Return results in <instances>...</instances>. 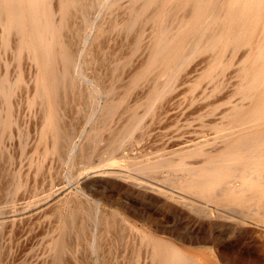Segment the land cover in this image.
Listing matches in <instances>:
<instances>
[{
	"label": "rangeland",
	"instance_id": "obj_1",
	"mask_svg": "<svg viewBox=\"0 0 264 264\" xmlns=\"http://www.w3.org/2000/svg\"><path fill=\"white\" fill-rule=\"evenodd\" d=\"M57 1L53 0L55 7L51 5L52 0L43 3L45 13L50 16V21L43 19V26L52 25L50 33L45 35L43 47L34 45L36 40L29 38L25 17L18 26L11 25L7 41L3 39L0 22V219L3 220L0 222V264H171L175 262L169 257L171 253H176L179 259L186 256L185 264L264 262V203L255 197V189L234 193L240 184L238 181L232 184L228 179L216 181L214 171L204 170L218 163L222 155H236L234 163L240 165L242 158L237 156V151L225 146L264 128V122L257 124V119L250 117L258 104L259 89L255 88L249 94L248 102L243 87L252 83V78L242 81L244 73L238 69L241 61L254 63L256 45L261 40L257 25L229 29L239 38L241 47L214 51L215 56L213 51H197L190 57L187 53L176 70L157 67L149 72L148 66L157 47L154 43L158 42L163 28H167L165 23L170 27L169 31L178 28L175 19L161 21L164 18L162 7L167 0H158L159 3L154 0L150 5L146 0H77V5L76 0ZM223 1L217 0L214 12H219ZM136 3L141 4L140 11L136 10L138 7L134 8ZM86 4L92 17L86 16L88 20L82 19ZM78 6L84 11L81 12ZM70 8L74 11L73 20L68 16ZM133 11L137 17V14L133 16ZM219 13L217 20L220 22L223 21L222 8ZM95 17H99L100 23ZM141 18H145V22ZM79 19L83 26L78 28ZM97 22L104 24L99 27ZM146 28L153 32L149 34ZM180 29L178 44L186 40L191 30ZM77 31L84 35L82 39L75 36ZM134 33L136 38L131 37ZM63 38L72 44L70 51L73 45L76 48L73 46L70 52ZM87 38L90 41L86 42ZM29 39L31 42L26 44ZM145 40L149 41L146 43ZM141 48L143 52H140ZM94 49L95 52L98 49L96 54H93ZM240 49L244 55L239 54ZM203 54L208 57H202ZM204 61L209 63L208 66ZM120 62L123 64L119 65ZM232 67L235 77L231 70L227 71ZM69 72H73L72 75ZM230 75L232 77H228ZM68 78L72 80L66 81ZM114 79L117 80L113 84ZM184 79L187 82H183ZM262 84L263 81H259L257 87ZM65 90L69 91L70 100ZM73 94H78L76 101ZM36 99L38 104L34 105ZM62 99L64 106H60ZM40 106L46 107L45 110ZM133 119L138 122L141 119L142 123L132 126ZM221 134H225L224 137ZM199 146L205 147L204 150ZM96 171L99 173L95 176ZM189 181L196 185L211 181L218 196L215 191L200 190L199 186L189 187ZM60 187L64 190L57 196L55 191ZM165 251L167 258L164 256L163 260L161 256ZM161 258L163 261L160 262Z\"/></svg>",
	"mask_w": 264,
	"mask_h": 264
},
{
	"label": "bare ground",
	"instance_id": "obj_2",
	"mask_svg": "<svg viewBox=\"0 0 264 264\" xmlns=\"http://www.w3.org/2000/svg\"><path fill=\"white\" fill-rule=\"evenodd\" d=\"M57 1V0H56ZM69 1V0H68ZM89 1V0H88ZM105 0H103V2H104ZM109 1V0H108ZM111 1V0H110ZM112 1H114V0H112ZM140 1H143V0H140ZM139 1V2H140ZM154 0H146V2H147V5H150L152 2H153ZM221 1V0H220ZM46 2H48V0H0V22L3 24V39L5 40V41H7V39H8V36H9V34H10V32H11V25H16V26H18L19 25V23H20V21L25 17V19H26V21H27V24H29V30H30V33H29V38H32V39H34V40H36V43H34V45H39L40 47H43V46H45L46 45V42H45V35H47V34H49L50 33V30H51V28H52V25L51 26H46V25H44L43 26V19L44 18H47V20H48V18L50 17L49 16V13H45V11H44V4L43 3H46ZM58 2V1H57ZM78 2H79V0H78ZM77 0H76V5H77ZM82 2V1H81ZM99 2H101L100 0H99ZM115 2H117V0L115 1ZM114 2V4L116 5V3ZM145 2V3H146ZM157 2H158V0H157ZM160 2V1H159ZM158 2V3H159ZM59 3V2H58ZM73 3V2H72ZM75 3V2H74ZM85 3H88V2H86L85 1ZM112 3V2H111ZM154 3H156V1L154 2ZM154 3L152 4V7H153V5H154ZM158 3H156V5L158 4ZM48 4V3H47ZM55 5V3H53V0H52V3H51V5ZM97 4H98V1H97ZM113 4V3H112ZM137 4V3H136ZM135 4V5H136ZM140 4V3H139ZM139 4H137L134 8H136V7H138V9H136V10H139L140 11V8H139V6L141 7V4L139 5ZM219 4V3H218ZM52 5V6H53ZM79 5H81V4H79ZM101 5H103L104 6V4L102 3ZM100 5V7H101V9L103 8L102 6ZM113 6L114 8L115 7H117V6ZM220 5H222L221 6V8H222V10L224 11V17H223V14H222V19H223V21H224V23L222 24V23H220V22H223V21H218L217 20V14L220 12V9H219V12L218 13H216V12H214V10H215V8L217 9V0H167V2L166 3H164L163 4V7H162V16L164 17V18H162V22H164L163 20L165 19L166 21L168 20H174L175 22H177V26H178V28H176L177 30H174V32H172V31H169L170 30V27L167 25V23H165L166 25L165 26H167V28L166 27H164L163 25V32H162V34H161V36L159 37V40H158V42H156V43H154V45L156 44L157 45V47H156V49H155V51H154V53L152 54V59H151V62L149 63V66H148V70L147 71H152V70H154V69H156L157 67L158 68H166V69H169V68H171L172 67V69H177V68H179L180 67V65H181V63H182V59H183V57L187 54V53H189V54H187L188 55V57H190L189 55H191V54H193L194 52H197V51H200L201 53H207V51H209V53H210V51L212 52L213 51V55L215 56V53H214V51H218V50H220V49H226L227 47L229 48V47H232L231 48V50H233V48H236L237 46H240V42H239V38L234 34V32H232V31H230L229 32V29H234L235 28V26H242L243 28H245V27H248V26H250V25H252V24H254V26L255 25H257V28L258 29H260V33H261V40H260V42H258V44L256 45V58L253 60L254 61V63H247L246 62V60L245 61H241V66H239L238 65V67H240V68H238L239 69V72H243L244 74H243V80L242 81H244V82H246L245 80L247 79V77H251L252 78V80H251V82L252 83H250V84H244V87H243V90L244 91H246V98H247V101H248V96H249V94L251 93L252 94V92L255 90V88H256V90L257 89H259V92H258V97L256 98V102L258 103L256 106H255V108H253L252 109V111L250 112V117H254V118H256L257 119V124H261L262 122H264V0H224L222 3H220ZM84 6H87V4L86 5H84ZM88 6H89V3H88ZM87 6V9H85L86 10V12L83 14V15H85V17L83 18L82 16V19H87L88 20V17L86 18V16H90V12H87V10L89 9V7ZM92 6V5H91ZM98 6H99V4H98ZM109 6H111V4H109ZM130 6V5H129ZM53 7H55V6H53ZM62 7V6H61ZM112 7V9H114ZM150 8H151V6H149ZM157 7V6H156ZM78 8H80V11L81 10H83V8L81 9V6L79 7L78 6ZM85 8V7H84ZM92 8V7H91ZM105 8V7H104ZM111 8V7H110ZM154 8V7H153ZM152 8V10H154ZM53 9V8H52ZM56 9V8H55ZM54 9V10H55ZM71 9L72 8H70V11H71ZM53 10V11H54ZM57 10V9H56ZM63 10H65V12H66V7L64 8L63 7ZM97 10V9H96ZM104 10V9H103ZM103 10H99V11H102V13H103ZM106 10V9H105ZM104 10V11H105ZM125 10V9H124ZM129 10V9H128ZM127 10V11H128ZM136 10H134L135 12H137ZM149 10V9H148ZM84 11V10H83ZM114 11V10H113ZM113 11H111V13H113ZM134 11H133V13H134ZM147 11V10H146ZM73 12L74 11H71V14L69 13V15H68V12H67V15L72 19V14H73ZM77 12V11H76ZM82 12V11H81ZM93 12H94V10H93ZM149 12V11H148ZM152 11H151V9H150V13H151ZM54 13H55V11H54ZM80 13V12H79ZM79 13H77L78 15V17L80 16V14ZM95 13H96V11H95ZM101 13V12H100ZM128 13V12H127ZM137 13H139V12H137ZM136 13V14H137ZM216 13V14H215ZM87 14V15H86ZM89 14V15H88ZM118 14V13H117ZM126 14V13H125ZM135 13H134V17H135V15H136ZM181 14V15H180ZM220 14V13H219ZM82 15V14H81ZM109 14H107L106 15V17L108 16ZM114 15V14H113ZM112 15V16H113ZM145 15V14H144ZM180 15V16H179ZM48 16V17H47ZM57 16V15H56ZM105 16V15H104ZM103 16V17H104ZM138 16V14L136 15V17ZM146 16H149L148 14H146ZM3 17H5L6 18V20H5V18H3ZM97 17V16H96ZM95 17V18H96ZM100 18H102V16H99ZM98 17V18H99ZM133 17V18H134ZM145 17V16H144ZM74 18V17H73ZM90 18H92L91 16H90ZM90 18H89V20H90ZM98 18H96L97 19V21L99 20ZM105 18V17H104ZM109 18V17H108ZM119 18V17H118ZM124 18V17H123ZM140 18V17H139ZM146 18V17H145ZM145 18H141V19H143L144 20V22H145ZM148 18V17H147ZM156 18H157V16H156ZM55 19H56V17H55ZM66 19H68V17L66 18ZM81 19V18H80ZM80 19L78 20L79 21V23L81 24V25H79V23H78V25H77V27L78 26H83L82 25V23L81 22H83L82 20H81V22H80ZM94 19V18H93ZM140 19V22H141V24L143 23V20H141ZM155 19V18H154ZM154 19H152L153 21H155ZM220 19V18H219ZM261 19H262V21H261ZM70 20V19H69ZM73 20V19H72ZM71 20V21H72ZM131 20H132V14H131ZM131 20H129V22L131 21ZM221 20V19H220ZM48 21H50V20H48ZM47 21V22H48ZM71 21H68V22H70L71 23ZM85 21V20H84ZM94 21H95V19H94ZM103 21V20H102ZM107 21V20H106ZM113 21V20H112ZM116 21V20H115ZM120 21H122V20H120ZM128 21V20H127ZM133 21H134V19H133ZM133 21H131V23L133 24ZM153 21L151 22V24L153 23ZM260 21L262 22L261 24H260ZM56 22V21H55ZM99 22V21H98ZM97 22V24L99 25V27H100V25L101 24H104V23H101V24H99ZM104 22V21H103ZM108 22V21H107ZM119 22V21H118ZM174 22V23H175ZM77 23V22H76ZM85 23V22H84ZM96 22H94V24H95ZM127 23V22H126ZM125 23V25H127ZM131 23H128L129 25L131 24ZM171 23V22H170ZM86 24V23H85ZM84 24V26L85 27H88V26H86V25H88V21H87V24L85 25ZM137 24H139V21L137 22ZM140 24V25H141ZM151 24L149 25V26H151ZM162 24V23H161ZM160 24V25H161ZM222 24V25H221ZM67 25H68V23H67ZM69 25H71V24H69ZM90 25V24H89ZM92 25V24H91ZM124 25V24H123ZM140 25H136V26H140ZM154 25H155V23H154ZM153 25V26H154ZM224 25H226V27H224ZM260 25V26H259ZM96 26V25H95ZM102 26V25H101ZM115 26V25H114ZM142 26V25H141ZM140 26V27H141ZM148 26V28H150ZM161 26V27H162ZM173 26V25H172ZM176 26V27H177ZM64 27V26H63ZM70 26H68V28H69ZM92 27V26H91ZM99 27H98V29H99ZM119 27L120 26H118L116 29L118 30L119 29ZM130 27H132V25L130 26ZM139 27V28H140ZM155 27V26H154ZM153 27V30L156 28H154ZM71 28V27H70ZM79 28V27H78ZM126 28V27H125ZM136 28V27H135ZM134 28V29H135ZM180 28H184V29H189V28H191V30H190V33L188 34V37L186 38V40L184 41V42H181V43H179L178 44V42H177V40H179L180 39V37H178V36H181L180 35V33H179V30H181ZM251 28V27H250ZM11 29V30H10ZM72 29V28H71ZM74 29V28H73ZM80 29H81V27H80ZM84 29V28H83ZM133 29V30H134ZM147 29V28H146ZM240 29H241V27H240ZM64 30H65V28H64ZM79 30V29H78ZM94 30H95V28H94ZM102 30V27H101V29L99 30V31H101ZM116 30V31H117ZM130 30V29H129ZM139 30V29H138ZM246 30V29H245ZM250 30V29H249ZM66 31V30H65ZM65 31H64V33H65ZM74 31H75V29H74ZM80 31V30H79ZM79 31H77V33L79 32ZM85 31V30H84ZM124 31V30H123ZM127 31V30H126ZM136 31V30H135ZM147 32H149V34L151 33V31L152 30H150V31H148V29L146 30ZM185 31V30H184ZM133 32V31H132ZM131 32V33H132ZM137 32V31H136ZM135 32V33H136ZM153 32V31H152ZM73 32L71 31V34H72ZM77 33H76V35L75 36H77V37H81V39H82V36H84V35H80L81 33L79 32L78 34H79V36L77 35ZM86 33V32H85ZM116 33V32H115ZM125 33V32H124ZM134 33V34H135ZM251 33V32H250ZM73 34H75V33H73ZM83 34V33H82ZM89 34V33H88ZM88 34H86V36L88 35ZM128 34V33H127ZM134 34H132V35H134ZM136 34H138V33H136ZM136 34L134 35V36H131V37H133V38H136ZM148 34V35H149ZM62 35H63V33H62ZM65 35H66V33H65ZM65 35H63V36H65ZM69 35V34H68ZM121 35V34H120ZM145 35V34H144ZM147 35V36H148ZM14 36H15V34H14ZM74 36V35H73ZM74 36V37H75ZM122 36V35H121ZM129 36V37H130ZM66 37H67V35H66ZM73 37V38H74ZM92 37V36H91ZM98 37V36H97ZM128 37V39L130 40L131 38H129ZM14 38H16V37H14ZM49 38V37H48ZM65 38V37H64ZM63 38V39H64ZM144 38V37H143ZM2 39V38H1ZM32 39H29V40H27L26 41V44L27 43H29V42H31V40ZM68 40L70 39V38H67ZM77 39V38H76ZM92 39V38H91ZM147 39H149V37L147 38ZM146 39V40H147ZM151 40H154V39H152V38H150ZM149 39V40H150ZM78 41H79V38L77 39ZM89 39L87 38L86 39V42L88 41ZM133 40V39H132ZM131 40V41H132ZM145 40V41H146ZM148 40V41H149ZM64 41H65V39H64ZM78 41H76V42H78ZM83 41V40H82ZM90 41V40H89ZM141 41V40H140ZM148 41H146V43L148 42ZM183 41V40H182ZM81 41H79V43H80ZM75 42L73 41V44H74ZM78 43V44H79ZM89 43V42H88ZM127 43V42H126ZM145 43V42H144ZM6 44V43H5ZM10 44V43H9ZM77 43H75V45H76ZM77 44V45H78ZM84 44H85V42H84ZM83 44V45H84ZM99 44H101V43H99ZM136 44V43H135ZM152 44V43H151ZM32 45V44H31ZM64 45H65V47L70 51V45H72L71 43L69 44L68 43V41H65L64 42ZM80 45V44H79ZM82 45V46H83ZM86 45H87V43H86ZM89 45V44H88ZM96 45V44H95ZM147 45V44H146ZM145 45V47H148L149 48V46H146ZM248 45V44H247ZM33 46V45H32ZM74 46V45H73ZM72 46V47H73ZM85 46V45H84ZM90 46V45H89ZM94 46V45H93ZM101 46V45H100ZM99 45H98V47H100ZM112 46V45H111ZM243 46V45H242ZM72 47H71V51H72ZM75 47V46H74ZM96 47V46H95ZM132 47H133V45H132ZM241 47V46H240ZM244 47V46H243ZM247 47H249V46H247ZM247 47L245 48L246 49V51H247ZM76 48V47H75ZM94 48V47H93ZM101 49H102V47H100ZM136 48V47H135ZM138 48V47H137ZM89 49V48H88ZM143 49H145L144 47H143ZM79 49L77 48V50L75 51V49H73V52L75 51L76 53H77V51H78ZM92 50V49H91ZM107 50V49H106ZM125 50V49H124ZM130 50V49H129ZM141 50H142V48H141ZM196 50V51H195ZM5 51V50H4ZM70 51V52H71ZM86 51V50H85ZM85 51L83 52V55L85 54ZM98 51V49L96 50V52ZM99 51H100V49H99ZM145 51H146V49H145ZM189 51V52H188ZM226 51V50H225ZM246 51L244 50V52L246 53ZM88 52H89V50H88ZM94 52H95V49L93 50V54H94ZM96 52H95V54H96ZM106 52V51H105ZM119 52V51H118ZM140 52H143V50L142 51H140ZM148 52H150V51H148ZM229 52V51H228ZM240 52V53H239ZM239 52H237V53H239V54H241V49H240V51ZM75 53V54H76ZM80 53L81 52H79V55H80ZM87 53V52H86ZM107 53V52H106ZM109 53H110V51H109ZM108 53V54H109ZM121 53V52H120ZM146 53H147V51H146ZM218 53V52H217ZM216 53V54H217ZM74 54V56L76 57V55ZM88 54V53H87ZM101 54V53H100ZM111 55H112V52L110 53ZM119 54V53H118ZM118 54H115V55H118ZM211 54V55H212ZM238 54V56H240ZM60 55H62V54H60ZM88 55H90V54H88ZM195 55V54H194ZM208 54H203L202 55V57L203 56H205V57H208L207 56ZM228 55H230V54H228ZM237 55V54H236ZM235 55V56H236ZM241 55H244L243 53L241 54ZM72 56H73V54H72ZM85 56H86V54H85ZM96 56V55H95ZM119 56V55H118ZM146 56V55H145ZM145 56H143L144 58H145ZM192 56V55H191ZM197 56V55H196ZM233 56V55H232ZM237 56V57H238ZM89 57V56H88ZM100 57V56H99ZM137 57V56H136ZM186 57V56H185ZM222 57V56H221ZM224 57V56H223ZM228 57V56H227ZM241 57H243V56H241ZM57 58V57H56ZM69 58V57H68ZM104 58V57H103ZM109 58H110V55H109ZM194 58V56L192 57V59ZM209 58H210V56H209ZM229 58V57H228ZM240 58V57H239ZM246 58V57H245ZM58 59V58H57ZM64 59H65V57H64ZM85 59V58H84ZM89 59V58H88ZM87 59V60H88ZM226 59V58H225ZM242 59V58H241ZM61 60V59H60ZM101 60V59H100ZM211 60H213V57H212V59ZM222 60V59H221ZM220 60V61H221ZM236 60V59H235ZM71 61V60H70ZM114 61V60H113ZM145 61V60H144ZM144 61H142V62H144ZM205 61H207L208 62V60H205ZM204 61V63H206ZM229 61V60H228ZM33 62V61H32ZM52 62V61H51ZM69 62V61H68ZM71 62H74V61H71ZM122 62H124V61H122ZM122 62H120L121 64H119V65H122L123 63ZM126 62H128V60L126 61ZM188 62V61H187ZM199 62V61H198ZM197 62V63H198ZM203 62V61H202ZM209 62H210V60H209ZM212 62V61H211ZM213 62H214V60H213ZM223 62V61H222ZM235 62L236 61H234V63H232L233 65L232 66H234V64H235ZM113 63H115V62H113ZM112 63V64H113ZM132 63V62H131ZM195 63V62H194ZM204 63H202V64H204ZM228 63V62H227ZM243 63H247V65H245V64H243ZM80 64V63H79ZM86 64H87V62H86ZM112 64L110 65V66H112ZM124 64H126V63H124ZM130 64V63H129ZM141 64V63H140ZM143 64V63H142ZM207 64V66H208V64L209 63H206ZM211 64V63H210ZM58 65V64H57ZM61 65V64H60ZM96 65H97V63H96ZM127 65V64H126ZM220 65V64H219ZM71 66V65H70ZM87 66V65H86ZM201 66V65H200ZM217 66V65H216ZM221 66V65H220ZM89 67V66H88ZM100 67V66H99ZM117 67V66H116ZM115 67V68H116ZM121 67H123V66H121ZM125 67V66H124ZM186 67V66H185ZM188 67V66H187ZM187 67H186V69H187ZM201 67H203V66H201ZM201 67H200V69H201ZM205 67H206V65H205ZM210 67V66H209ZM222 67V66H221ZM230 67V66H229ZM250 67H252L251 68V71L249 70L248 71V69L250 68ZM77 68V67H76ZM113 68V67H112ZM138 68V67H137ZM182 68H184V67H182ZM234 67H232V68H227V71L228 70H231V74H233V69ZM83 69V68H82ZM88 69V68H87ZM118 69H119V66H118V68H117V72H118ZM131 69V68H130ZM198 69V68H197ZM197 69H196V72H197ZM206 69H210V68H206ZM233 69V70H232ZM236 69V68H235ZM72 70V69H71ZM74 70V69H73ZM72 70V71H73ZM110 70V69H109ZM134 70H135V68H134ZM139 70V69H138ZM137 70V71H138ZM158 70V69H157ZM157 70H156V72H157ZM181 70H183V69H180V71ZM185 70V69H184ZM218 70V69H217ZM216 70V72H218ZM121 71V70H120ZM123 71H124V69H123ZM137 71H134V73L135 72H137ZM160 71V70H159ZM190 71V70H189ZM188 71V72H189ZM204 71V70H203ZM215 71V70H214ZM222 71V70H221ZM235 71V70H234ZM153 72V71H152ZM166 72V71H165ZM165 72H164V74L163 75H165ZM171 72V71H170ZM215 72V73H216ZM248 72H250L249 74H247ZM72 73L73 72H69V74H71L72 75ZM119 73V72H118ZM133 73V72H132ZM132 73H131V75H132ZM133 73V74H134ZM148 73V72H147ZM173 73H175V72H173ZM198 73V75H200L199 73L200 72H197ZM214 73V72H213ZM116 74V73H115ZM143 74V73H142ZM168 74V73H167ZM184 74H185V71H184ZM221 74V73H220ZM228 74H230V73H228ZM130 75V76H131ZM146 75V74H145ZM145 75H143V76H145ZM173 75V74H172ZM175 75V74H174ZM182 75V74H181ZM197 75V74H196ZM215 75V74H214ZM218 74H216V76H217ZM226 75V74H225ZM235 74H233V77H235L234 76ZM67 76V75H66ZM123 76V75H122ZM121 76V77H122ZM130 76H129V78H130ZM211 76V75H210ZM57 77H59V76H57ZM72 77V76H71ZM96 77V76H95ZM154 77V76H153ZM156 77V76H155ZM186 76H184L183 78H185ZM187 77H190V76H188L187 75ZM186 77V78H187ZM194 77H196L195 75H194ZM194 77H192L193 78V80H195V78ZM198 77V76H197ZM196 77V78H197ZM200 77V76H199ZM198 77V78H199ZM225 77V76H224ZM228 77H232L231 75L230 76H228ZM97 78H98V76H97ZM146 78V77H145ZM144 78V79H145ZM149 78V77H148ZM178 78V77H177ZM179 78H181V77H179ZM215 79H216V77H214ZM225 78H227V77H225ZM224 78V79H225ZM24 79V78H23ZM150 79V78H149ZM170 78H168V80H169ZM176 79V78H175ZM209 79V78H208ZM214 79V80H215ZM58 80V79H57ZM60 80H61V78H60ZM70 80H72V78L70 79ZM69 80V78H68V80H66V81H70ZM117 79H114L113 80V84H114V81H116ZM129 80V79H128ZM152 80V79H151ZM191 79H189L188 81H190ZM210 80H211V77H210ZM219 80V79H218ZM233 80V79H232ZM122 81H123V79H122ZM176 81V80H175ZM206 82L208 81V80H205ZM223 81V80H222ZM259 81H263V84H262V86L260 87H257L258 85V82ZM20 82V81H19ZM101 82V81H100ZM106 82V81H105ZM110 82V81H109ZM119 82V81H118ZM128 82V81H127ZM174 82V81H173ZM183 82H187V81H185V79L183 80ZM182 82V83H183ZM197 82V81H196ZM195 82V83H196ZM244 82H242V83H244ZM61 82H58V84L59 85H61L60 84ZM70 83V82H69ZM123 83V82H122ZM147 83V82H146ZM152 83V82H151ZM166 83V82H165ZM164 83V84H165ZM194 83V84H195ZM199 83V82H198ZM219 82H217V84H218ZM222 83V82H221ZM221 83H219V84H221ZM233 83V82H232ZM97 84V83H96ZM116 84V83H115ZM119 84V83H118ZM127 84V83H126ZM148 84V83H147ZM159 84V83H158ZM169 84V83H168ZM192 84V83H191ZM207 84V83H206ZM231 84V83H230ZM21 85H22V83H21ZM20 85V86H21ZM32 85V84H31ZM30 85V86H31ZM67 86H68V84H66ZM70 85V84H69ZM128 85V84H127ZM155 85H156V83H155ZM174 85V84H173ZM202 85H204L203 83H202ZM241 85V84H240ZM33 86V85H32ZM122 86V85H121ZM167 86H169V85H167ZM191 86V85H190ZM209 86V85H208ZM207 86V87H208ZM211 86H212V83H211ZM230 86V85H229ZM231 86H232V84H231ZM23 87V86H22ZM163 87H164V85H163ZM166 87V86H165ZM171 87V86H170ZM193 87V86H192ZM195 87V86H194ZM219 87V86H218ZM239 87V86H238ZM2 88V87H1ZM20 88V87H19ZM60 89H61V87H59ZM77 88V87H76ZM123 88V87H122ZM122 88H118V89H122ZM125 88V87H124ZM157 88V87H156ZM172 88V87H171ZM174 88V87H173ZM176 88V87H175ZM185 88V87H184ZM221 88H222V86H221ZM71 89V88H70ZM114 89H115V87H114ZM114 89H112L113 90V92H115L114 91ZM167 88H165L164 90H166ZM209 89V88H208ZM215 89H217V88H215ZM59 90V89H58ZM62 90V89H61ZM69 90V89H68ZM68 90H65V93L67 94H65L66 95V97H67V99H69L68 98V96H69V94L67 93V92H69ZM72 90V89H71ZM76 90V89H75ZM74 90V91H75ZM106 90V89H105ZM198 90V89H197ZM219 90V89H218ZM241 90V89H240ZM24 91V90H23ZM73 91V92H74ZM85 91V90H84ZM118 91V90H117ZM162 91V90H161ZM203 91V90H202ZM249 91H251V92H249ZM1 92V91H0ZM21 92V91H20ZM61 93H60V95L62 94V91H60ZM208 92V91H207ZM249 92V93H248ZM24 93V92H23ZM22 93V94H23ZM39 93H40V90H39ZM39 93H38V95H39ZM43 93V92H42ZM76 93V92H75ZM77 93H78V89H77ZM116 93V92H115ZM141 93V92H140ZM159 93L160 92H158V95H159ZM204 93V92H203ZM241 93V92H240ZM239 93V94H240ZM3 94V93H2ZM1 94V95H2ZM238 94V95H239ZM242 94V93H241ZM18 95V94H17ZM60 95H57V96H60ZM70 95H71V93H70ZM74 96L76 95V94H73ZM78 95V94H77ZM77 95H76V98H75V101L77 100ZM147 95V94H146ZM164 95V94H163ZM191 95V94H190ZM196 95H197V93H196ZM28 96H29V94H28ZM112 96V95H111ZM134 96V95H133ZM136 96V95H135ZM200 96V95H199ZM240 96V95H239ZM245 96V95H244ZM35 97H36V94H35ZM43 97V96H42ZM70 97V96H69ZM109 97V96H108ZM107 97V98H108ZM123 97V96H122ZM157 97V96H156ZM196 97V96H195ZM201 97V96H200ZM203 97H204V94H203ZM55 98V97H54ZM59 98H63V97H59ZM73 98V97H72ZM83 98V97H82ZM113 98H114V96H113ZM138 98V97H137ZM243 98H245V97H243ZM5 99H6V97H5ZM66 99V101H68ZM74 99V98H73ZM192 99V98H191ZM199 99V98H198ZM201 99H202V97H201ZM1 100V99H0ZM37 100V99H36ZM70 100V99H69ZM136 100H138V99H136ZM156 100V99H155ZM214 100V99H213ZM254 100V99H253ZM18 101V100H17ZM42 101H45V99H43ZM65 101V102H66ZM245 101V100H244ZM243 101V102H244ZM250 101V100H249ZM248 101V102H249ZM35 103H34V105H37L38 104V100L37 101H34ZM36 102H37V104H36ZM46 102V101H45ZM45 102H43V103H45ZM57 103L59 102V101H56ZM62 104L64 103L63 102V99H62ZM70 102V101H69ZM145 102V101H144ZM168 102V101H167ZM188 102V101H187ZM215 102V101H214ZM230 102V101H229ZM228 102V103H229ZM246 102V101H245ZM248 102H246V103H248ZM42 103V104H43ZM55 103V102H54ZM56 103V104H57ZM66 103H68V102H66ZM71 103H73V102H71ZM76 103V102H75ZM149 103V102H148ZM153 103V102H152ZM195 104V103H194ZM207 104V103H206ZM76 105V104H75ZM158 105V104H157ZM200 105V104H199ZM209 105V104H208ZM235 105H237V104H235ZM60 106H64V104L63 105H60ZM107 106V105H106ZM109 106H111V105H109ZM229 106H231V105H229ZM36 107V106H35ZM41 107V106H40ZM43 107V106H42ZM41 107V108H42ZM108 107V106H107ZM192 107V106H191ZM227 107V106H226ZM44 108H46V107H43V109ZM111 108V107H110ZM110 108H107V109H110ZM209 108H211V107H209ZM63 109H64V107H63ZM106 109V110H107ZM45 110V109H44ZM105 110V109H104ZM105 110V111H106ZM140 110V109H139ZM149 110V109H148ZM147 110V111H148ZM208 110V109H207ZM228 110H229V108H228ZM43 111V110H42ZM53 111V110H52ZM209 111V110H208ZM57 112H59V110H57ZM64 112V111H63ZM132 112V111H131ZM149 112V111H148ZM216 112V111H215ZM231 112V111H230ZM233 112V111H232ZM42 113V112H41ZM44 113H45V111H44ZM44 113H43V116H44ZM69 113V112H68ZM226 113V112H225ZM130 114V113H129ZM202 114V113H201ZM212 114V113H211ZM41 115V114H40ZM57 115V114H56ZM59 115V114H58ZM61 115V114H60ZM66 115V114H65ZM138 115V114H137ZM224 115V114H223ZM236 115H237V117H239L238 116V114L236 113ZM128 116V115H127ZM135 116V115H134ZM198 116H199V114H198ZM137 117V116H136ZM149 117V116H148ZM154 117H156V116H154ZM159 117V116H158ZM57 118H58V116H57ZM150 118V117H149ZM209 118V117H208ZM223 118V117H222ZM45 119V118H44ZM50 119H51V117H50ZM224 119V118H223ZM42 120V119H41ZM59 120V119H58ZM90 120V119H89ZM134 120V119H133ZM230 120V119H229ZM52 121V120H51ZM131 121V120H130ZM211 121V120H210ZM42 122V121H41ZM123 122V121H122ZM140 122H141V119H140ZM140 122H138V120L137 119H135L134 121H133V123H132V126L133 125H139L140 124ZM203 122V121H202ZM231 122V121H230ZM239 122V121H238ZM241 122V121H240ZM239 122V123H240ZM43 123V122H42ZM51 123V122H50ZM142 123V122H141ZM242 123V122H241ZM44 124V123H43ZM145 124V123H144ZM237 124V123H236ZM59 125L61 126V122L59 121ZM128 125V124H127ZM127 125H125V127L127 126ZM219 125V124H218ZM238 125V124H237ZM42 126V125H41ZM220 126V125H219ZM243 126V125H242ZM66 127V126H65ZM68 127V126H67ZM138 126H136L135 128H137ZM201 127V126H200ZM61 128H62V126H61ZM69 128V127H68ZM135 128H133V131H134V129ZM140 128V127H139ZM63 129V128H62ZM138 129V128H137ZM208 129V128H207ZM140 130V129H139ZM200 130V129H199ZM222 130H224V129H222ZM63 131V130H62ZM68 131V130H67ZM114 131H115V129H114ZM117 131V130H116ZM138 131V130H137ZM140 131H142V130H140ZM245 131V130H244ZM222 132V131H221ZM236 132V131H235ZM241 132V131H240ZM239 132V133H240ZM59 133H60V131H59ZM113 133H115V132H113ZM125 133V132H124ZM131 133H132V131H131ZM230 133V132H229ZM49 134V133H48ZM235 134V133H234ZM60 135H61V133H60ZM63 135V134H62ZM120 135V134H119ZM128 135V134H127ZM222 135V134H221ZM225 135V134H224ZM224 135H222V137H224ZM65 136V135H64ZM110 136H112V135H110ZM109 136V137H110ZM113 136H114V134H113ZM229 136V135H228ZM120 137V136H119ZM62 139H63V137H61ZM111 138V137H110ZM118 138V136H116V139ZM219 138V137H218ZM108 139V138H107ZM227 139V138H226ZM59 140V139H58ZM59 141H61V140H59ZM110 141V140H109ZM200 141V140H199ZM42 142V141H41ZM96 142V141H95ZM122 142V141H121ZM123 142H125V141H123ZM198 142V141H197ZM229 142H230V140H229ZM90 144V143H89ZM92 144V143H91ZM116 144V143H115ZM115 144H113V145H115ZM118 144V143H117ZM41 145V144H40ZM87 145V144H86ZM123 145V144H122ZM57 146H58V143H57ZM118 146L119 145H116V148H118ZM120 146H121V144H120ZM120 146H119V148H120ZM195 146V145H194ZM61 147V146H60ZM86 147V146H85ZM114 147V146H113ZM201 146H199V148H200ZM208 147V146H207ZM215 147V146H214ZM226 148H228V149H232V150H236L237 151V156H239V157H241L242 158V163L240 164V165H236L234 162V160L236 159V155H233V154H230V155H222V157H221V159L218 161V163H216L215 165H213V164H211V166H207L204 170L205 171H207V172H211V171H214L213 173H215V175H216V178H215V180L216 181H218V180H220V179H228V182L229 183H233V181H238L240 184H238L236 187V189L234 190V193H240L242 190H246V189H255V191H253L254 193H255V197H258V199H261V204L262 203H264V202H262V200L264 199V128L263 129H261V131L259 132V133H254V134H250L249 136H248V138H245V139H238V140H236L235 142H233L232 144H229L228 146H225ZM41 148V147H40ZM83 148V147H82ZM118 148V149H119ZM202 148H203V146H202ZM202 148H200V149H202ZM205 148V147H204ZM204 148H203V150H204ZM210 148V147H209ZM48 149V148H47ZM196 149V148H195ZM85 151H86V149H85ZM91 151V150H90ZM200 151V150H199ZM207 152V151H206ZM226 152V151H225ZM43 153V152H42ZM86 153V152H85ZM84 154V153H83ZM85 155V154H84ZM203 157V156H202ZM202 159V158H201ZM204 159V158H203ZM1 160V159H0ZM213 161H214V159H212ZM191 161V160H190ZM210 161H208V163H209ZM185 163V162H184ZM187 163V162H186ZM105 167V166H104ZM108 167V166H107ZM111 167V166H110ZM99 168V167H98ZM114 168V167H113ZM185 168V167H184ZM188 168V167H187ZM102 169V168H101ZM189 169V168H188ZM106 171H107V169H106ZM113 170H111V172H112ZM95 172V171H94ZM99 173V172H98ZM98 173H97V171H96V173H94V175L96 174V175H98ZM117 173V172H116ZM194 173V172H193ZM101 174V173H100ZM99 174V175H100ZM106 174H107V172H106ZM95 175V176H96ZM92 176H93V174H92ZM227 181V180H226ZM223 183H226L225 181L223 182ZM200 184V185H199ZM226 184H228V183H226ZM231 184L229 185V187L231 186ZM187 185L189 186V187H195V188H198V186H199V189L200 190H206V189H208V190H210L211 192H214V194L216 195V196H218L217 195V193L218 192H216V188H213L214 186H213V184H212V182L211 181H201L200 183H198V185H196V184H192V182L191 181H189L188 183H187ZM188 186H187V188H188ZM254 186V188H252ZM228 187V186H227ZM226 188V187H225ZM67 189V188H66ZM191 189V188H190ZM219 189V188H218ZM221 189V188H220ZM63 190H64V188H59L58 190H56L55 192H56V194L55 195H59V194H61L62 192H63ZM223 190V189H222ZM227 190H230L229 188L227 189ZM258 190V191H257ZM66 191V190H65ZM55 192H53V193H55ZM67 192V191H66ZM53 195V194H52ZM52 195H50V196H52ZM57 195V196H58ZM214 195V196H215ZM237 195V194H236ZM242 195V194H241ZM64 196V195H63ZM53 197V196H52ZM61 198H62V196H61ZM61 198L59 199V201L61 200ZM45 199V198H44ZM53 199V198H52ZM63 199V198H62ZM47 200H49V199H47ZM50 201V200H49ZM55 202H56V199L54 200ZM122 203V202H121ZM264 205V204H263ZM264 207V206H263ZM116 215V214H115ZM6 216V215H5ZM117 216V215H116ZM103 219V218H102ZM1 220V219H0ZM65 220H66V222L68 221L66 218H65ZM3 220H1L0 222H2ZM115 221V220H114ZM109 222V221H108ZM120 224V223H119ZM84 225V224H83ZM121 225V224H120ZM125 226H127V225H125ZM119 228V227H118ZM125 228V227H124ZM87 230V229H86ZM118 231V230H117ZM87 232V231H86ZM120 235V234H119ZM122 237V236H121ZM143 237V236H142ZM122 239V238H121ZM124 239H125V237H124ZM138 239V238H137ZM66 241V240H65ZM118 242V241H117ZM211 242V241H210ZM123 246V245H122ZM167 246H169V245H167ZM200 247V246H199ZM202 247V246H201ZM206 247V246H205ZM130 249V248H129ZM148 249V248H147ZM166 249V248H165ZM168 249H169V247H168ZM176 249V248H175ZM175 249L173 250V251H175ZM223 249V248H222ZM132 250V249H131ZM149 250V249H148ZM172 250V249H171ZM177 250V249H176ZM212 250V249H211ZM129 251V250H128ZM172 252V251H171ZM213 252V251H212ZM147 253V252H146ZM135 254V253H134ZM168 254V253H167ZM184 254V253H183ZM213 254V253H212ZM253 254V253H252ZM130 255V254H129ZM161 256V255H160ZM166 257L167 258V256H166V251H165V254H163V256H161L162 258L163 257ZM177 255H176V253H171V256H169L170 258H172V259H174L173 261H175V262H173V263H179V264H185V262H187L186 261V256L185 257H180V259L178 258V257H176ZM179 256V255H178ZM183 256V255H182ZM162 258L160 259V262H161V260H162ZM178 258V259H177ZM128 259V258H127ZM126 259V260H127ZM125 260V259H124ZM163 260H164V258H163ZM162 260V261H163ZM169 260V259H168ZM180 260V261H179ZM171 261V260H170ZM124 262V261H123ZM169 262V261H168ZM232 262H234V261H232ZM262 262V263H261ZM260 262V264H264V262L263 261H261ZM164 263V262H163ZM172 262H171V264H173ZM195 263V262H194ZM197 263V262H196ZM162 264V263H161ZM166 264H168V263H166Z\"/></svg>",
	"mask_w": 264,
	"mask_h": 264
}]
</instances>
